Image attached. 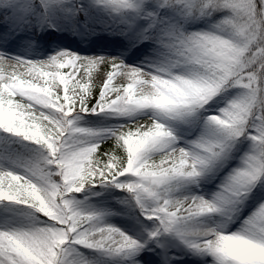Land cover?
<instances>
[{
  "label": "snow or ice",
  "instance_id": "snow-or-ice-1",
  "mask_svg": "<svg viewBox=\"0 0 264 264\" xmlns=\"http://www.w3.org/2000/svg\"><path fill=\"white\" fill-rule=\"evenodd\" d=\"M0 264H264V0H0Z\"/></svg>",
  "mask_w": 264,
  "mask_h": 264
}]
</instances>
